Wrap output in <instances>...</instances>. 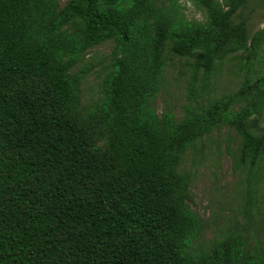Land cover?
Masks as SVG:
<instances>
[{
    "label": "trees",
    "instance_id": "16d2710c",
    "mask_svg": "<svg viewBox=\"0 0 264 264\" xmlns=\"http://www.w3.org/2000/svg\"><path fill=\"white\" fill-rule=\"evenodd\" d=\"M188 1L202 20L180 0H0V264H264L249 231L264 215V29L234 20L250 0ZM106 42L83 108L81 63ZM168 52L192 61L197 105L179 119L155 107ZM238 53V87L200 103ZM221 127L238 139L242 218L202 246L181 161Z\"/></svg>",
    "mask_w": 264,
    "mask_h": 264
},
{
    "label": "rangeland",
    "instance_id": "374dc122",
    "mask_svg": "<svg viewBox=\"0 0 264 264\" xmlns=\"http://www.w3.org/2000/svg\"><path fill=\"white\" fill-rule=\"evenodd\" d=\"M66 0H60L61 5ZM182 11L187 19L204 18V13L191 1L180 0ZM246 20L249 35L264 29V5L259 0H250L240 8L235 21ZM112 43L106 42L91 48L81 63L82 67L91 66L82 82V107L93 105L100 95L99 83L110 68ZM240 53L218 63L212 73L209 89L200 96V103L219 97L238 87L244 70H240ZM191 59L179 58L167 53L164 81L155 99L159 114L164 110L173 112L179 119L184 114V106L197 105L188 96L191 78ZM254 69L257 62L254 61ZM252 74V73H251ZM237 137L226 127L214 130L197 143L196 149L188 150L181 161V168L193 174L190 201L192 209L203 219V232L197 243L205 246L217 237L231 217L242 218L240 214L241 190L245 186L244 173L234 168L232 153L236 148ZM259 223L249 231L264 242V215L258 216ZM258 227V228H256ZM204 243V244H203Z\"/></svg>",
    "mask_w": 264,
    "mask_h": 264
}]
</instances>
